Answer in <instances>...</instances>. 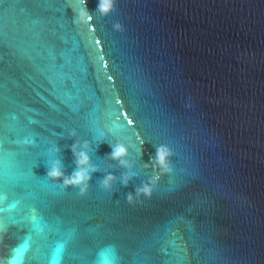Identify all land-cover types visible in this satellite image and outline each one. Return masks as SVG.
Wrapping results in <instances>:
<instances>
[{
	"label": "water",
	"instance_id": "1",
	"mask_svg": "<svg viewBox=\"0 0 264 264\" xmlns=\"http://www.w3.org/2000/svg\"><path fill=\"white\" fill-rule=\"evenodd\" d=\"M0 22V264H264V0H0ZM75 142L99 171L68 187L48 171Z\"/></svg>",
	"mask_w": 264,
	"mask_h": 264
},
{
	"label": "clouds",
	"instance_id": "2",
	"mask_svg": "<svg viewBox=\"0 0 264 264\" xmlns=\"http://www.w3.org/2000/svg\"><path fill=\"white\" fill-rule=\"evenodd\" d=\"M72 135L73 137H75L76 134L73 132ZM84 147H88V145L85 143V145L80 146L75 142L71 146L74 157H76L75 163L77 165L76 170L71 175H68L63 171L62 161L57 160L52 165H50L48 171V178L60 181L68 187H80V185L83 183L80 164L86 163V174L88 182L90 183L92 180V173L99 171V168L96 164L92 162L91 156L88 154V152L83 150ZM110 155L115 161L120 163L122 167H130L127 159L129 155L128 149L123 145L112 148V152L110 153ZM116 179L117 178L115 176L109 174L103 178L102 184L105 188L110 190L112 184L116 181ZM139 191L144 192V194L148 197H151L152 195V189L147 186L143 187L142 189H139ZM128 202L130 204L134 203L133 193L128 194Z\"/></svg>",
	"mask_w": 264,
	"mask_h": 264
},
{
	"label": "snow or ice",
	"instance_id": "3",
	"mask_svg": "<svg viewBox=\"0 0 264 264\" xmlns=\"http://www.w3.org/2000/svg\"><path fill=\"white\" fill-rule=\"evenodd\" d=\"M16 49L17 48L14 44L10 43L9 36H8V25L6 23L0 22V89H2L4 85V79L7 76V73L12 69L13 65L16 63ZM5 130L3 125H0V147L3 146L5 139ZM5 187H7V176L6 173L0 170V191H2ZM4 209L0 207V213H2ZM33 212H35V209H33ZM47 214L49 216L55 217L57 215L55 209H48ZM41 221H44V217H39ZM33 222L37 220V217L33 215L32 217ZM67 223H72L73 220L71 217H69L66 221ZM15 222H13V225ZM10 228V225H8L5 221V218L0 215V240L4 238L5 235H7L8 230ZM57 233L60 232L59 229L53 230ZM73 244H79V241H72ZM84 264H87L85 261ZM113 264H125L124 257H116L114 258Z\"/></svg>",
	"mask_w": 264,
	"mask_h": 264
}]
</instances>
